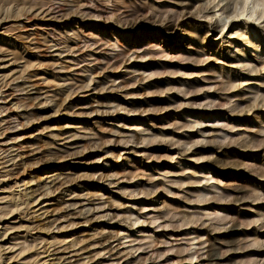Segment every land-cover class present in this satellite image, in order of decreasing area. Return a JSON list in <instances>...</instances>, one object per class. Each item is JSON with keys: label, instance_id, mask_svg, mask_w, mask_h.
<instances>
[{"label": "rangeland", "instance_id": "rangeland-1", "mask_svg": "<svg viewBox=\"0 0 264 264\" xmlns=\"http://www.w3.org/2000/svg\"><path fill=\"white\" fill-rule=\"evenodd\" d=\"M23 1L0 264H264V0Z\"/></svg>", "mask_w": 264, "mask_h": 264}, {"label": "bare ground", "instance_id": "bare-ground-1", "mask_svg": "<svg viewBox=\"0 0 264 264\" xmlns=\"http://www.w3.org/2000/svg\"><path fill=\"white\" fill-rule=\"evenodd\" d=\"M10 3H13V4H17V7L20 6V7H24L25 5H27L28 3H26V1H23V0H0V5L2 6H7L9 5ZM241 4L242 6L246 9L247 13L248 14H252L251 10V6L248 4V0H241ZM1 6V7H2ZM30 6V5H29ZM28 6V8L32 7L33 5H31L30 7ZM35 6V5H34ZM26 7V6H25ZM1 9V8H0ZM3 9V7H2ZM19 9V8H18ZM22 10V9H21ZM6 11V10H5ZM1 12V11H0ZM208 250V253L210 252L211 248H210V243H209V248H207ZM212 254V253H211ZM215 257V256H214ZM213 257V258H214ZM209 259V258H208Z\"/></svg>", "mask_w": 264, "mask_h": 264}]
</instances>
